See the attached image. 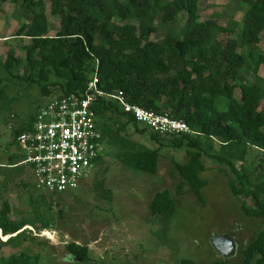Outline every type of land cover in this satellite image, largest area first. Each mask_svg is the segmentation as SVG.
<instances>
[{"label": "trees", "instance_id": "trees-1", "mask_svg": "<svg viewBox=\"0 0 264 264\" xmlns=\"http://www.w3.org/2000/svg\"><path fill=\"white\" fill-rule=\"evenodd\" d=\"M202 1L0 0V11L4 3L16 7L17 29L5 42L30 41L18 47L22 57L9 47L0 58V72L5 75L0 78V101L5 98V85L36 84L43 97L51 100L81 95L96 79V89L105 94L93 105L102 146L114 150L122 167L148 175L157 173L160 150L184 149L187 161L172 166V177L178 180L175 194L186 188L199 203H204L202 190L207 187L202 178L205 161L226 165L230 172L227 188L240 202L241 215L262 224L255 237L240 247L236 264H264V187L260 176L239 168L230 153L238 151L241 161L252 149L264 154V78L258 76L264 64L259 48L264 43V0H236L243 8L238 28L222 26L214 19L202 21L200 15L206 9ZM181 16L184 23L177 27ZM159 29L162 37L151 40ZM118 92L130 105L184 122L192 134L164 137L140 126L108 97ZM36 113L14 131L13 143L31 129ZM127 129L155 148L132 141ZM216 143L219 152L214 150ZM102 157L103 148L96 167ZM39 192L42 198L55 195ZM33 205L38 208L33 218L15 221L10 218L9 204L3 202L0 247L13 253L0 257V264H57L34 253L37 243L24 230L53 227L54 218L44 216L40 221V204ZM177 206L166 190L156 192L148 204L150 216L159 221L155 236L162 243H167ZM47 210L61 219L56 202L48 204ZM64 251L74 260L72 264L91 260L86 246L70 242ZM180 264L195 263L182 259ZM215 264L226 263L220 259Z\"/></svg>", "mask_w": 264, "mask_h": 264}, {"label": "rangeland", "instance_id": "rangeland-1", "mask_svg": "<svg viewBox=\"0 0 264 264\" xmlns=\"http://www.w3.org/2000/svg\"><path fill=\"white\" fill-rule=\"evenodd\" d=\"M202 6H206L200 15L202 21L214 19L222 26L236 25L237 28L240 25L243 8L236 0H204ZM15 14V6L9 3L1 5V59L9 47L15 48L16 57H22L23 53L18 47L30 44L29 40L19 42L11 39L5 42L13 37L17 29ZM183 23L184 17L181 16L176 26ZM163 33L159 29L151 40L160 39ZM259 48L264 52V43ZM4 76L0 72V78ZM258 76L264 78V64ZM5 86L4 101H0V164L11 166L17 165L21 158V150L13 143L14 131L50 98L43 97L36 84ZM235 96L239 97L238 91H235ZM7 100H10L9 105ZM127 135L132 141L150 149L155 148L133 129H127ZM102 148V163L95 168L90 181L67 193L55 194L52 198L38 195L40 192L35 189L34 178L27 167H14L9 171L15 174L0 177V209L3 202H7L12 220L33 218L34 211H38L33 204H40V221L44 216L54 218L53 227L48 230L24 228L28 237L37 243L33 246L34 253L40 252L47 262L72 264L74 260L67 256L64 248L67 243L73 242L90 250L89 264H180L182 259L195 264H215L221 258L214 253L209 240L213 235L231 231L238 243L237 252L235 257L223 261L236 264L240 247L253 239L261 229L260 222L241 215L240 202L230 195L227 188L230 172L226 165L205 161L202 178L207 182V187L202 190L204 203H199L186 188L179 195L175 194L178 180L172 177V166L174 162L182 164L187 161L184 149L160 150L157 173L148 175L122 167L114 158L112 148ZM214 150L220 151L219 143L215 144ZM230 153L239 168L260 176L259 183L264 187V154L252 149L241 161L238 151L232 150ZM163 190L169 191L178 205L170 224L167 243H162L155 236L160 229L159 221L151 217L148 211L153 195ZM55 202L56 210L62 212L61 219H57L55 211L47 210V205ZM243 202L251 204L250 200ZM0 241H4L1 235ZM41 242L42 245H39ZM11 253L13 251L9 248L0 247V257H7Z\"/></svg>", "mask_w": 264, "mask_h": 264}, {"label": "built area", "instance_id": "built-area-1", "mask_svg": "<svg viewBox=\"0 0 264 264\" xmlns=\"http://www.w3.org/2000/svg\"><path fill=\"white\" fill-rule=\"evenodd\" d=\"M101 96L105 94L96 89L93 79L81 95L51 99L37 111L31 129L16 138L23 157L17 166L31 171L36 190L63 194L77 189L92 176L102 151L93 111ZM108 97L134 122L160 136L192 134L182 121L130 105L122 92ZM4 167L0 164V168Z\"/></svg>", "mask_w": 264, "mask_h": 264}, {"label": "water", "instance_id": "water-1", "mask_svg": "<svg viewBox=\"0 0 264 264\" xmlns=\"http://www.w3.org/2000/svg\"><path fill=\"white\" fill-rule=\"evenodd\" d=\"M209 243L214 253L222 260L233 258L236 255L238 243L229 233L213 235Z\"/></svg>", "mask_w": 264, "mask_h": 264}, {"label": "crops", "instance_id": "crops-1", "mask_svg": "<svg viewBox=\"0 0 264 264\" xmlns=\"http://www.w3.org/2000/svg\"><path fill=\"white\" fill-rule=\"evenodd\" d=\"M17 165H18V164H17ZM17 165H11V166H9V165L5 166V165H4V166H5L4 168H5V169L7 168L8 171H4V172L1 171V172H3V173H0V177H1V178H3V176H5V177L7 176V177H8V176L10 175V173L15 174L13 171H9V170L14 169V167H17ZM30 172H31V171H30ZM21 173H24V171H22ZM93 173H94V171H93ZM91 177H92V176H91ZM90 179H91V178H89L88 180L84 181V182L82 183V185H83V184H87V183L90 181ZM27 227H28V226H27Z\"/></svg>", "mask_w": 264, "mask_h": 264}, {"label": "flooded vegetation", "instance_id": "flooded-vegetation-1", "mask_svg": "<svg viewBox=\"0 0 264 264\" xmlns=\"http://www.w3.org/2000/svg\"><path fill=\"white\" fill-rule=\"evenodd\" d=\"M228 233H229V234H232V232H231V231H229ZM221 234H224V233H221Z\"/></svg>", "mask_w": 264, "mask_h": 264}]
</instances>
